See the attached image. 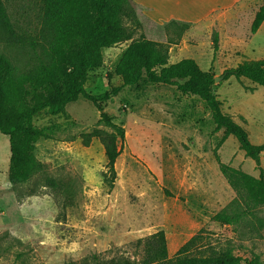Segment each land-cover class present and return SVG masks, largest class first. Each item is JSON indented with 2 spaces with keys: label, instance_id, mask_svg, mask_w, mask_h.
Listing matches in <instances>:
<instances>
[{
  "label": "rangeland",
  "instance_id": "rangeland-1",
  "mask_svg": "<svg viewBox=\"0 0 264 264\" xmlns=\"http://www.w3.org/2000/svg\"><path fill=\"white\" fill-rule=\"evenodd\" d=\"M7 6L19 28H40L41 0H8ZM250 27L245 15L241 31L247 34ZM185 30L179 25L178 36ZM140 35L142 27L134 38ZM162 42L168 45L169 63L191 57L202 69H211L219 77L214 91L224 112L247 129L253 143L264 144V86L234 74L226 78L227 69L245 60L238 52L251 46L252 59L264 58V23L252 42L224 46L216 56L218 46H205L204 38L190 37L181 50L171 39ZM128 44L105 48L103 66L85 83L93 94L120 87L105 105L125 133L118 140L114 179L102 141L89 135L94 129H114L83 96L68 103L64 113L43 110L34 117L49 136L36 142L43 169L28 182L10 180V142L0 132V264H82L114 257L138 261L143 254L138 240L159 230L166 233L170 257L203 230L212 244L233 248L242 264H264V205L237 225L213 219L238 197L216 155L259 176L255 160L233 135L216 130L198 96L164 83L122 86L115 67ZM0 52L21 69L33 62L29 49L1 40ZM261 167L264 173V151Z\"/></svg>",
  "mask_w": 264,
  "mask_h": 264
},
{
  "label": "trees",
  "instance_id": "trees-1",
  "mask_svg": "<svg viewBox=\"0 0 264 264\" xmlns=\"http://www.w3.org/2000/svg\"><path fill=\"white\" fill-rule=\"evenodd\" d=\"M7 1L0 0V40L29 49L33 60L28 68L21 69L0 52V132L10 142L12 182H28L43 169L35 153L36 142L49 135L34 124V117L43 110L53 115L64 113L67 104L80 96L90 100L114 129L112 132L94 129L89 135L98 136L102 141L111 178H115V163L120 154L118 140L124 138L125 133L123 127L111 121L105 105L120 87L93 94L87 91L85 83L91 72L103 66L105 48L129 41L115 67L122 86L141 81L164 83L176 86L183 94L198 96L210 110L216 130L224 129L225 135H233L260 170V175L255 176L222 162L216 155L222 174L238 197L213 219L222 225H237L254 214L256 207L264 205L261 167L264 144L253 143L247 129L224 112L214 91L216 76L211 69H202L191 57L169 63L166 43L144 35L134 38L142 23L130 0H41V26L33 32L24 31L12 21ZM263 21L264 0L255 13L251 32L255 33ZM213 45L216 50V33ZM232 74L264 86V58L244 60L227 69L226 78ZM203 232L200 230L189 238L173 257L169 255L165 231L159 230L138 240L143 250L138 261L114 257L82 264H242V257L236 255L233 248L212 244ZM249 263L255 264V261Z\"/></svg>",
  "mask_w": 264,
  "mask_h": 264
},
{
  "label": "crops",
  "instance_id": "crops-1",
  "mask_svg": "<svg viewBox=\"0 0 264 264\" xmlns=\"http://www.w3.org/2000/svg\"><path fill=\"white\" fill-rule=\"evenodd\" d=\"M135 7L138 18L142 23V30L147 38L158 41H173L175 49L181 50L188 43L190 37L204 38V45L212 48L214 32L218 37L216 56L224 46L239 45L242 42H252L260 31H241L243 18L250 16L251 25L255 13L262 0H130ZM174 22V23H173ZM187 24L186 30L178 36L179 25ZM177 39H174L176 37ZM175 41V42H174ZM177 41V42H176ZM250 44V43H249ZM248 47L238 54L245 60L252 59ZM220 50V51H219ZM196 52V51H195ZM206 52V51H205ZM204 52V54H205ZM207 53V52H206ZM202 56L203 54H198ZM194 59V58H193Z\"/></svg>",
  "mask_w": 264,
  "mask_h": 264
},
{
  "label": "water",
  "instance_id": "water-1",
  "mask_svg": "<svg viewBox=\"0 0 264 264\" xmlns=\"http://www.w3.org/2000/svg\"><path fill=\"white\" fill-rule=\"evenodd\" d=\"M219 80V77H216V81Z\"/></svg>",
  "mask_w": 264,
  "mask_h": 264
}]
</instances>
